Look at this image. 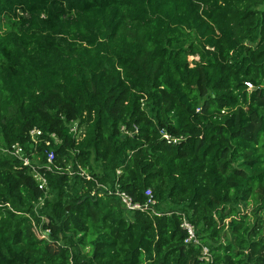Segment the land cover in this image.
<instances>
[{
    "label": "trees",
    "instance_id": "16d2710c",
    "mask_svg": "<svg viewBox=\"0 0 264 264\" xmlns=\"http://www.w3.org/2000/svg\"><path fill=\"white\" fill-rule=\"evenodd\" d=\"M34 128L72 171L38 207L0 156V264H207L183 216L213 263L264 264V0H0V142Z\"/></svg>",
    "mask_w": 264,
    "mask_h": 264
},
{
    "label": "built area",
    "instance_id": "2783aa9c",
    "mask_svg": "<svg viewBox=\"0 0 264 264\" xmlns=\"http://www.w3.org/2000/svg\"><path fill=\"white\" fill-rule=\"evenodd\" d=\"M246 85L249 89L252 88L251 84L246 83ZM69 132L73 134L76 140H80L81 137L83 136V127H80L78 122H73L69 126ZM162 137L168 141L172 140L173 143L177 141L175 139H171L170 136H168L165 132H162ZM28 139L29 142L27 147L20 145L19 143L6 146L2 142H0V156L10 157L18 161L22 165V167L29 170L30 174L32 175V177L36 182L38 189L44 193L43 197L39 199L37 205L38 207H41L43 205L44 198H47V191H48L47 179L45 174L47 172L62 173L63 169L57 167L54 164L55 153L54 150L52 149L45 151V157H46L45 163L40 165L39 157L38 156L35 157L36 148L38 144L41 142H44L46 146L56 147L61 144V140L58 138V136H56V134H49L47 138H45L43 133L36 128L31 129L28 132ZM28 147L29 150H27ZM117 173H119V171H117ZM80 175L85 176V178L88 180L90 179L87 175H84V173H80ZM108 194H111V192H108ZM113 194L119 198L122 206L128 211H134V210L144 211L145 209H147L148 205H154V201L151 200V192L149 189L146 190L145 192V195L148 197V201L144 205H141L139 203H133L132 199L127 194L120 192L117 188ZM97 195L100 196V194ZM153 213L156 214L154 211ZM33 226L36 232L39 234L40 238L44 240L49 239L48 230H43L41 226H38L35 223H33ZM180 226L186 232V238L184 239V244L186 246L199 248L200 258L203 259L207 264H215L213 263V259L209 253L208 248L200 244V241L196 236V230L194 226L190 222H188V220H186L184 216L181 219Z\"/></svg>",
    "mask_w": 264,
    "mask_h": 264
},
{
    "label": "rangeland",
    "instance_id": "374dc122",
    "mask_svg": "<svg viewBox=\"0 0 264 264\" xmlns=\"http://www.w3.org/2000/svg\"><path fill=\"white\" fill-rule=\"evenodd\" d=\"M188 60L192 61V60H197V57L196 58H189ZM66 168H64L62 171H65L67 172L68 174H71V171H72V168H71V163H68L66 166ZM105 191L109 190L107 187L103 186L102 187ZM56 193V192H55ZM95 193V192H94ZM52 196H54V194L52 193V191H47V197L48 198H51ZM69 197H66V198H63L64 201L68 200ZM228 221V220H227ZM55 249L52 247V251H54Z\"/></svg>",
    "mask_w": 264,
    "mask_h": 264
}]
</instances>
